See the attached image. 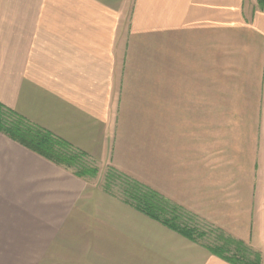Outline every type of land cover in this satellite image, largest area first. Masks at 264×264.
Masks as SVG:
<instances>
[{
    "label": "crops",
    "instance_id": "0c3cea01",
    "mask_svg": "<svg viewBox=\"0 0 264 264\" xmlns=\"http://www.w3.org/2000/svg\"><path fill=\"white\" fill-rule=\"evenodd\" d=\"M0 0V102L150 186L192 240L0 131V264H264L260 0ZM186 218H184L185 220Z\"/></svg>",
    "mask_w": 264,
    "mask_h": 264
},
{
    "label": "trees",
    "instance_id": "16d2710c",
    "mask_svg": "<svg viewBox=\"0 0 264 264\" xmlns=\"http://www.w3.org/2000/svg\"><path fill=\"white\" fill-rule=\"evenodd\" d=\"M260 2L264 5V0ZM0 131L54 163L72 170L79 177H96L99 173V168L86 152L31 122L2 102H0ZM114 186H118L120 191H115ZM101 187L192 240L203 239L206 235L204 231L186 223L183 219L185 217L191 219L190 216L168 198L113 166H108ZM223 239L222 245H208V248L234 264H262V256L259 252L233 238L223 235ZM233 245H235L234 249Z\"/></svg>",
    "mask_w": 264,
    "mask_h": 264
},
{
    "label": "rangeland",
    "instance_id": "374dc122",
    "mask_svg": "<svg viewBox=\"0 0 264 264\" xmlns=\"http://www.w3.org/2000/svg\"><path fill=\"white\" fill-rule=\"evenodd\" d=\"M132 2H133V0H128V9H127V12H128V14H130V11H131V7H132ZM98 168H99V173H98V175L96 176V177H98V178H100V183H102L103 181H104V178H105V173H106V171L108 170V166H102V165H99L97 162H93ZM115 188H114V190L115 191H120V188L118 187V186H114ZM186 219H185V221H189L190 222V220L191 219H187V218H189V217H185ZM184 220V219H183ZM204 241H206L207 243H209V244H218V242L217 241H215L214 239H212V238H209V237H205L204 239H203ZM247 246V245H246ZM249 247V246H248ZM232 248L234 249L235 248V245H233L232 246ZM250 249H252V250H254L253 248H251V247H249ZM254 251H256V250H254ZM257 252H259V251H257ZM260 253V252H259ZM261 254V253H260ZM262 256V255H261Z\"/></svg>",
    "mask_w": 264,
    "mask_h": 264
}]
</instances>
